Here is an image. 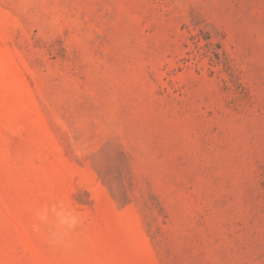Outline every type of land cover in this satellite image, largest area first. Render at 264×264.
Here are the masks:
<instances>
[{
	"label": "rangeland",
	"instance_id": "374dc122",
	"mask_svg": "<svg viewBox=\"0 0 264 264\" xmlns=\"http://www.w3.org/2000/svg\"><path fill=\"white\" fill-rule=\"evenodd\" d=\"M0 264H264V0H0Z\"/></svg>",
	"mask_w": 264,
	"mask_h": 264
}]
</instances>
